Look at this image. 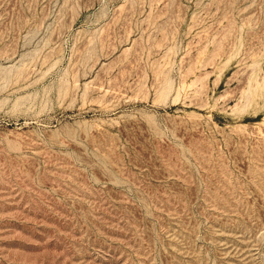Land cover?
Segmentation results:
<instances>
[{
  "label": "rangeland",
  "instance_id": "rangeland-1",
  "mask_svg": "<svg viewBox=\"0 0 264 264\" xmlns=\"http://www.w3.org/2000/svg\"><path fill=\"white\" fill-rule=\"evenodd\" d=\"M0 264H264V0H0Z\"/></svg>",
  "mask_w": 264,
  "mask_h": 264
}]
</instances>
